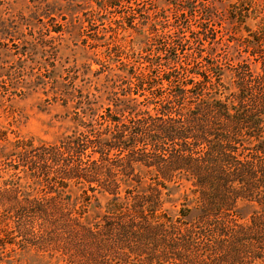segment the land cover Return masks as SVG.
<instances>
[{
    "label": "trees",
    "instance_id": "obj_1",
    "mask_svg": "<svg viewBox=\"0 0 264 264\" xmlns=\"http://www.w3.org/2000/svg\"><path fill=\"white\" fill-rule=\"evenodd\" d=\"M82 1L113 32L91 69L107 79L108 103L96 111L101 95H81L78 131L57 142L0 131V252L55 264H264V29L247 28L250 8L227 0L241 28L229 42L241 49L224 55L210 1Z\"/></svg>",
    "mask_w": 264,
    "mask_h": 264
},
{
    "label": "rangeland",
    "instance_id": "obj_2",
    "mask_svg": "<svg viewBox=\"0 0 264 264\" xmlns=\"http://www.w3.org/2000/svg\"><path fill=\"white\" fill-rule=\"evenodd\" d=\"M216 1H205L214 4L206 9L216 17L215 22L210 21L207 26L211 29L210 37H217L219 53L226 55L235 48L241 49L229 42L239 38L236 32L241 28L237 30L228 21L229 2ZM238 1L243 10L250 8L247 28L253 33L262 31L264 0ZM246 1L248 4L251 1V7L244 5ZM147 7H150L149 2ZM90 11L86 1L79 4L78 0H0V131H7L9 139L18 133L57 142L78 131L75 112L81 95L88 92L101 95L96 111L107 105V79L91 71L99 68L93 59L104 60L105 41H114L113 32L103 30L100 22L86 15ZM197 21L189 20L188 25L196 27ZM100 31L103 32L99 34ZM242 32L245 34V29ZM96 35L101 38L95 42L97 46L93 44ZM190 187L185 183L183 189L174 194L173 204L179 207L183 199L181 192ZM187 193L193 197L190 190ZM252 210L241 205L239 214L247 217ZM42 257L33 250H8L0 252V264H55L57 261Z\"/></svg>",
    "mask_w": 264,
    "mask_h": 264
}]
</instances>
